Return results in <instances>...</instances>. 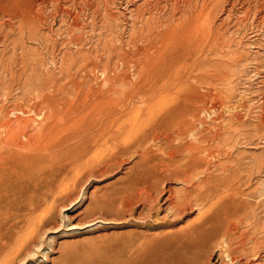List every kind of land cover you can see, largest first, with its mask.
<instances>
[{
  "label": "rangeland",
  "instance_id": "rangeland-1",
  "mask_svg": "<svg viewBox=\"0 0 264 264\" xmlns=\"http://www.w3.org/2000/svg\"><path fill=\"white\" fill-rule=\"evenodd\" d=\"M165 2L0 0V264H264V0Z\"/></svg>",
  "mask_w": 264,
  "mask_h": 264
},
{
  "label": "bare ground",
  "instance_id": "bare-ground-1",
  "mask_svg": "<svg viewBox=\"0 0 264 264\" xmlns=\"http://www.w3.org/2000/svg\"><path fill=\"white\" fill-rule=\"evenodd\" d=\"M167 5H172L174 4V0H167V2H165ZM206 14V13H205ZM207 25V24H206ZM165 79V78H164ZM20 122V121H19ZM23 122V121H22ZM21 122V123H22ZM23 124V123H22ZM19 125V124H18ZM22 127V126H21ZM26 127V126H25ZM17 128V127H15ZM20 128H18L19 130ZM14 130V129H13ZM17 132V130L15 131V133ZM13 134V133H11ZM220 139V138H219ZM221 166L224 168L225 166L223 164H221ZM225 169V168H224ZM226 171V170H225ZM210 178V177H209ZM217 179L215 178H211L205 180V182L203 183L204 185H210L211 183H216ZM213 186V185H212ZM221 186V185H220ZM216 187V186H215ZM212 188V187H211ZM219 188V187H218ZM189 190V189H188ZM187 190V191H188ZM186 191V190H185ZM191 192V189L189 190ZM202 191V190H201ZM206 191V190H205ZM204 191V192H205ZM214 191V190H213ZM216 191V190H215ZM195 192V191H194ZM192 192L191 194H197L198 196L196 197V199H190L187 201H183V203H181V205L179 206V210H186L188 208H191L192 205H197V206H202L204 205V203H206L207 201L209 202L210 197L212 196L211 194L213 193H209L208 190L206 191V195H203L204 192H197L194 193ZM202 193V195L199 196V194ZM235 193V192H234ZM214 196V195H213ZM186 197V196H185ZM214 198V197H213ZM228 198V197H227ZM187 199V197H186ZM169 200V199H168ZM181 200H184V198H182ZM172 201V200H171ZM180 202V201H178ZM177 206V205H175ZM196 206V207H197ZM194 208V207H193ZM224 209V208H223ZM178 210V209H177ZM178 210V211H179ZM205 210V209H204ZM177 212V211H176ZM181 211H179L180 213ZM191 209H190V213H191ZM198 212V211H197ZM207 212V211H206ZM186 213V212H183ZM200 213V212H199ZM202 213V212H201ZM200 213V214H201ZM203 214V213H202ZM204 215V214H203ZM203 217V216H201ZM220 220L218 219L217 221H213L215 220V217L213 220H208L210 223L209 227H199L194 229V231H190L192 237L191 240L185 245L182 246L184 247L182 254L179 256L177 263L176 264H211L213 262V260L216 261L213 264H258V261L261 262L260 259L261 255L260 254H252L254 255V258H249V254L251 251H249L246 247L245 242L241 241L239 243L238 246H235V243L238 241V238L235 236V233L231 232L232 230L228 229L224 220H227L226 218L221 220L223 216L219 215ZM227 217V216H226ZM229 217V216H228ZM200 219V215L199 217H195ZM212 218V217H211ZM234 219V216H233ZM232 219V220H233ZM242 219V217H241ZM239 220L235 217L234 219ZM243 220V219H242ZM207 221V222H208ZM224 221V222H223ZM231 221V219H230ZM229 221V222H230ZM237 222V221H236ZM235 222V223H236ZM241 222V221H240ZM197 223V222H196ZM234 223V222H233ZM194 224V223H193ZM203 224V223H202ZM208 225V224H205ZM227 227H226V226ZM238 225V223L236 224ZM92 226V225H91ZM89 227V226H87ZM188 228V227H187ZM230 228V227H229ZM232 228V227H231ZM236 228V227H234ZM233 228V229H234ZM237 229V228H236ZM240 229V228H238ZM191 230V229H190ZM235 230V229H234ZM189 231V230H188ZM235 232V231H234ZM241 232V231H240ZM239 232V234H240ZM188 233V232H187ZM238 233V232H237ZM244 233V232H243ZM242 233V234H243ZM189 234V235H190ZM185 235V234H184ZM188 235V234H187ZM186 235V236H187ZM245 235V234H244ZM189 237V238H190ZM188 238V237H186ZM242 238V237H241ZM249 238V237H248ZM254 238V237H253ZM252 238V239H253ZM237 239V241H236ZM240 240V239H239ZM249 240V239H247ZM251 241V240H250ZM262 241V240H261ZM184 243V242H183ZM255 243V242H254ZM258 243V242H257ZM237 244V243H236ZM256 247V244H254ZM256 251V250H255ZM254 259V260H253ZM263 260V259H262ZM6 261V260H4Z\"/></svg>",
  "mask_w": 264,
  "mask_h": 264
}]
</instances>
